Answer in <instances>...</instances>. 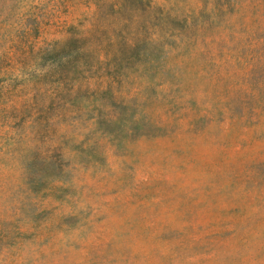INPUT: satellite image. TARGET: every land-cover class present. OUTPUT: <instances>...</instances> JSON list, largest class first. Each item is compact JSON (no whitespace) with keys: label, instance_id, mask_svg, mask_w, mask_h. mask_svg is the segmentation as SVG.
<instances>
[{"label":"rangeland","instance_id":"374dc122","mask_svg":"<svg viewBox=\"0 0 264 264\" xmlns=\"http://www.w3.org/2000/svg\"><path fill=\"white\" fill-rule=\"evenodd\" d=\"M0 264H264V0H0Z\"/></svg>","mask_w":264,"mask_h":264}]
</instances>
